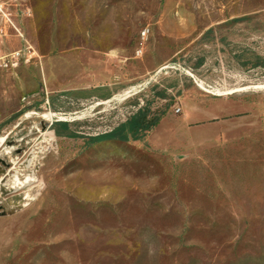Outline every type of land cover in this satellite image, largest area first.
Segmentation results:
<instances>
[{
	"label": "rangeland",
	"instance_id": "rangeland-1",
	"mask_svg": "<svg viewBox=\"0 0 264 264\" xmlns=\"http://www.w3.org/2000/svg\"><path fill=\"white\" fill-rule=\"evenodd\" d=\"M11 5L0 264H264V0Z\"/></svg>",
	"mask_w": 264,
	"mask_h": 264
},
{
	"label": "built area",
	"instance_id": "built-area-1",
	"mask_svg": "<svg viewBox=\"0 0 264 264\" xmlns=\"http://www.w3.org/2000/svg\"><path fill=\"white\" fill-rule=\"evenodd\" d=\"M17 0H0V70L11 71L18 69L22 62L32 59L30 48L23 47L19 50H7L6 45L12 39H20L26 42L23 30L13 15L11 3ZM148 30L142 32V38H147ZM143 54V46L136 51V56ZM23 60V61H22Z\"/></svg>",
	"mask_w": 264,
	"mask_h": 264
},
{
	"label": "trees",
	"instance_id": "trees-1",
	"mask_svg": "<svg viewBox=\"0 0 264 264\" xmlns=\"http://www.w3.org/2000/svg\"><path fill=\"white\" fill-rule=\"evenodd\" d=\"M161 119H162V116H154L151 120L148 121L146 115L142 117L140 115L138 117L137 125L141 129L145 128L146 130L151 131L159 125Z\"/></svg>",
	"mask_w": 264,
	"mask_h": 264
},
{
	"label": "water",
	"instance_id": "water-1",
	"mask_svg": "<svg viewBox=\"0 0 264 264\" xmlns=\"http://www.w3.org/2000/svg\"><path fill=\"white\" fill-rule=\"evenodd\" d=\"M0 163L3 164V165H6V162L3 161L2 159H0ZM0 208H1V206H0Z\"/></svg>",
	"mask_w": 264,
	"mask_h": 264
},
{
	"label": "crops",
	"instance_id": "crops-1",
	"mask_svg": "<svg viewBox=\"0 0 264 264\" xmlns=\"http://www.w3.org/2000/svg\"><path fill=\"white\" fill-rule=\"evenodd\" d=\"M8 44V43H7ZM6 47H7V45H6Z\"/></svg>",
	"mask_w": 264,
	"mask_h": 264
},
{
	"label": "bare ground",
	"instance_id": "bare-ground-1",
	"mask_svg": "<svg viewBox=\"0 0 264 264\" xmlns=\"http://www.w3.org/2000/svg\"><path fill=\"white\" fill-rule=\"evenodd\" d=\"M135 91V90H134Z\"/></svg>",
	"mask_w": 264,
	"mask_h": 264
}]
</instances>
